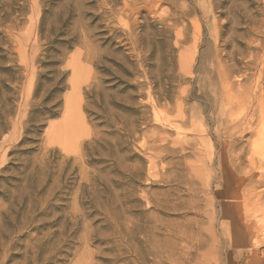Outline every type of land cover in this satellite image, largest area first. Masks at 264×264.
<instances>
[{"label": "rangeland", "instance_id": "obj_1", "mask_svg": "<svg viewBox=\"0 0 264 264\" xmlns=\"http://www.w3.org/2000/svg\"><path fill=\"white\" fill-rule=\"evenodd\" d=\"M263 148L264 0H0V264H264Z\"/></svg>", "mask_w": 264, "mask_h": 264}, {"label": "bare ground", "instance_id": "obj_2", "mask_svg": "<svg viewBox=\"0 0 264 264\" xmlns=\"http://www.w3.org/2000/svg\"><path fill=\"white\" fill-rule=\"evenodd\" d=\"M262 133V132H261ZM258 146V145H257ZM260 149V148H259ZM258 149V150H259ZM262 154H263V156H262V159H261V161H260V164H264V148H263V151H262ZM261 195V194H260ZM263 258V257H262Z\"/></svg>", "mask_w": 264, "mask_h": 264}]
</instances>
